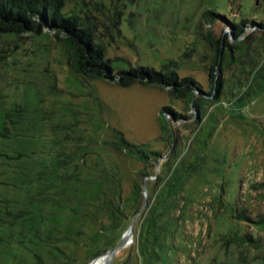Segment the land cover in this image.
Segmentation results:
<instances>
[{
    "label": "rangeland",
    "instance_id": "1",
    "mask_svg": "<svg viewBox=\"0 0 264 264\" xmlns=\"http://www.w3.org/2000/svg\"><path fill=\"white\" fill-rule=\"evenodd\" d=\"M66 1V13L95 20L94 30L104 35L106 55L116 67L148 65L159 70L172 60L180 77L196 81L192 88L198 110L187 106L184 97H171L169 87L139 81L124 87L76 74L52 32L2 36L0 148L22 155L11 159L12 170L0 161V181L13 184L56 155L67 160L71 154L72 161H63L60 171L65 167L69 173H113L119 178L121 198L129 195L134 180L141 183L137 205L122 201L118 206L124 212L119 225L135 221L130 241L115 252L110 264H264V224L254 222L264 215V25L259 24L264 22V0ZM116 14L117 22L111 25L110 17ZM239 15L244 22L235 35ZM224 35L239 51L229 66L222 64L216 72L221 76L220 91L209 92L213 45L207 38ZM247 59L254 69L246 72L243 67L237 73L239 60ZM166 106L172 136L160 125L159 113ZM112 128L159 157L142 162L117 150L110 143ZM24 188L0 182V264H36L33 251L20 241L19 222H12L4 211L5 204L25 201L27 192L35 189ZM95 202L93 221L73 222L82 227V235L58 242L69 254L66 264L105 260L99 255L110 248L92 254L91 233L101 223L109 224L108 214L99 211L103 203ZM67 204L73 207L76 198ZM148 205L167 211L158 227L151 228ZM26 233L31 236V231ZM245 234L258 243L246 246ZM146 235L157 237L147 242L149 249L141 258L137 244L140 239L145 242ZM42 252L45 264L61 260L45 247Z\"/></svg>",
    "mask_w": 264,
    "mask_h": 264
},
{
    "label": "trees",
    "instance_id": "2",
    "mask_svg": "<svg viewBox=\"0 0 264 264\" xmlns=\"http://www.w3.org/2000/svg\"><path fill=\"white\" fill-rule=\"evenodd\" d=\"M66 2V0H0V37L19 36L25 32L38 33L45 31L48 34L52 32L53 38L58 42L64 55H66L70 69L76 74L84 78L102 79L124 87L133 84L135 81L147 85L169 87L168 93L171 97H184L187 106L192 104L198 110L197 100L193 99L194 91L192 88H196V81L187 75L180 77L173 67L174 62L172 60L164 63L159 70L148 65L129 66L128 68L116 67L113 65V59L106 55L104 35L97 36L96 30H94L97 26L95 20L90 18L89 15L82 17L77 13H66L63 10ZM206 14L207 12H204V15ZM260 14H264V12H260ZM117 15H111V25L113 22H117ZM237 17L239 23L235 25V35L242 32L241 24L244 22V18L241 19L240 15ZM259 24L264 25V22ZM226 38V35L216 40L210 36L207 38L213 45L212 63L208 68L211 86L209 92L220 91L221 76L217 75L216 72L218 68L221 69L222 64L229 66L234 61L235 54L239 51L236 47L228 44ZM240 60L237 66L239 67L240 65L241 67H239L237 73H242L243 67L246 72H250L252 68L254 69L255 66L251 65L252 63L248 59L241 62ZM246 66L249 68L248 70H246ZM247 78L246 76L245 79L248 80ZM243 82L240 81V88L241 86L243 88ZM164 110H170V107H163L160 111L159 119L163 116V119L160 120V125L168 132V135L172 136V128L164 114ZM173 115L181 117L182 114L173 111ZM197 120H200L199 116ZM111 133L113 138L110 141L111 145L117 150L125 151L130 157L142 162H146L152 157L156 160L159 157V153L156 151H147L141 145L128 142L120 130L112 128ZM78 138L81 141L84 139L83 136ZM21 155L22 152L13 155L10 154L6 147L0 148V161L2 160L7 166L5 168L7 171L13 169L8 167H13L11 159L20 158ZM72 159L73 156L71 154L67 160H63L58 154L48 165L41 166L39 170L21 174L19 181L14 180L15 183L13 184L0 181L17 189L24 190L25 186L35 188L27 192L24 197L25 201L13 199L11 204H5L7 208L5 206L4 211L10 214L9 217H11L12 222H19L20 241L33 251L32 256L36 264H45L41 256L44 247L45 250L48 249L57 258L61 259L57 264L67 263L69 254L65 255V250L58 246V242L62 240L66 243V241H70V237L74 241V239L77 240L82 235V227L73 222L93 221L96 218L95 211L97 210L95 201H99L100 204L103 203L99 211H105L108 214L109 224L101 223L100 229L91 233V240L94 239L95 241L92 254L95 256L104 250L114 247L119 242L123 230L129 224V221L122 223L123 225L118 224L122 213H124L121 207L118 206L122 201L137 205L138 195L141 194V183L134 180L130 193H128L129 195L121 198L119 178L113 173L108 176H93L92 173L88 172L85 174L69 173L65 167L60 171L63 161L68 164ZM111 191L117 195L118 204L113 202L110 195ZM73 197L76 198V205L69 207L67 202L71 201ZM13 202L18 203V205ZM85 204L94 206V208L87 207ZM1 206L3 207V205ZM140 207V205L136 207L133 214ZM1 210L3 209L1 208ZM145 210L149 212L148 219L151 220V228L158 227L159 220L167 212L165 208L161 209L158 207L156 209V206L149 207V205ZM125 217L126 215L124 214ZM239 217L244 216L239 215ZM71 220L72 222L70 223ZM254 222L261 225L264 224V215L254 220ZM63 223L66 224L63 225ZM42 225L48 227L45 230L46 232L42 230ZM27 230L31 231V236H28ZM145 237V242L140 239L139 245L137 244V247H139L137 248V253L141 258L145 257L143 255L149 249L147 242H155L157 236L154 235V237L150 238L146 235ZM242 241L246 246H254L258 243L250 234H245ZM33 244L36 246L35 250L33 249ZM158 258L159 256H156V259ZM255 258L252 257V259ZM243 259L246 263V257ZM223 264L227 263L224 262ZM233 264H242V262H234Z\"/></svg>",
    "mask_w": 264,
    "mask_h": 264
},
{
    "label": "water",
    "instance_id": "3",
    "mask_svg": "<svg viewBox=\"0 0 264 264\" xmlns=\"http://www.w3.org/2000/svg\"><path fill=\"white\" fill-rule=\"evenodd\" d=\"M143 190L144 191L146 190V186L145 185L143 187ZM134 221H135L134 219L131 220V222H130L128 228H127V230H125L123 232L124 234L121 235L119 242L114 247L110 248L109 250H107L103 254L99 255V257L105 256V260L103 261V264H110V261L112 260L115 252L117 250H119L120 248L124 247L130 241V239H131V237L133 235V224H134ZM91 262H90V264H91Z\"/></svg>",
    "mask_w": 264,
    "mask_h": 264
}]
</instances>
